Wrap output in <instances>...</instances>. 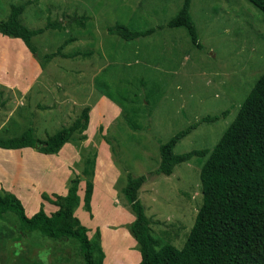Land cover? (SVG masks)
Instances as JSON below:
<instances>
[{"label":"rangeland","instance_id":"1","mask_svg":"<svg viewBox=\"0 0 264 264\" xmlns=\"http://www.w3.org/2000/svg\"><path fill=\"white\" fill-rule=\"evenodd\" d=\"M182 2L0 0V20L7 19L12 6L23 5L19 18L29 29L88 17L84 29L48 30L32 38L36 54L20 40L0 35V137H16L31 128L35 139L45 140L90 109L86 131L57 154L0 149V193L19 197L27 213L42 207L50 215L58 209L55 196L66 195L69 181L78 177L74 216L101 248L103 264L140 261L127 229L135 215L122 193L128 174L146 178L138 198L152 237L182 247L201 205V164L194 157L170 176L156 174L159 146L200 119L227 112L214 123H201L173 151L211 149L264 71L262 12L247 0H191L189 14L202 45L197 49L184 28H158L178 13ZM115 24L155 32L124 41L108 33ZM69 37L74 39L63 53L92 55L42 61ZM98 83L107 84L115 99L127 96L124 103L133 109L139 131L129 128L131 113L126 116ZM87 161L94 162L90 213L83 203ZM77 247L72 239L21 233L13 213L0 219V264H81Z\"/></svg>","mask_w":264,"mask_h":264},{"label":"trees","instance_id":"2","mask_svg":"<svg viewBox=\"0 0 264 264\" xmlns=\"http://www.w3.org/2000/svg\"><path fill=\"white\" fill-rule=\"evenodd\" d=\"M247 1L264 14V0ZM190 2L191 0H183L178 13L165 26L158 28H184L192 45L202 49L189 14ZM23 11V5L11 7L7 19L0 20V35L20 40L32 54H36L32 38L48 30L61 31L72 26L84 29L88 21L85 15L72 16L64 21H48L42 28L29 29L20 21ZM154 32L155 29L138 31L122 24L108 28L109 34L124 41L147 37ZM73 39L67 38L55 52L45 54L42 61L48 62L54 57L74 59L92 55L91 51L63 53L64 47ZM42 61H39L41 65ZM98 87L126 116L131 113V116H127V125L131 130L139 131L140 126L133 120L135 113L132 108L127 107V96H121L118 100L108 91L107 84L98 83ZM89 110L88 107L84 108L70 125L49 135L45 140L35 139L31 128L16 137H0V149L34 148L45 155L57 154L75 135L86 131ZM226 114L227 112H223L220 116L204 117L159 146L160 162L156 174L170 176L177 165L187 163L194 157L201 164V205L181 248L171 244L168 239L165 244H160L152 237L145 208L138 198V191L146 178L127 175L122 193L135 215L127 229L138 245V264H264V71L242 101L233 121L211 149L192 150L183 154H175L173 151L176 144L201 123H214ZM80 139H85V136L82 135ZM83 174L87 177L83 196L84 209L90 213L94 187L93 161H87ZM79 183L78 177L72 178L66 195L55 196L58 209L50 215L40 207L28 217L16 195L10 192L0 193V219L6 213H13L19 221L21 233L26 235L37 232L56 240L72 239L78 245L81 264H103L104 254L101 248L89 239L86 227L74 216L79 205Z\"/></svg>","mask_w":264,"mask_h":264},{"label":"crops","instance_id":"3","mask_svg":"<svg viewBox=\"0 0 264 264\" xmlns=\"http://www.w3.org/2000/svg\"><path fill=\"white\" fill-rule=\"evenodd\" d=\"M2 36V35H1ZM97 176V175H96ZM95 176V179H94V183H95V180H96V177ZM94 186H95V184H94ZM94 192H95V188H94V190H93V194H92V199L91 200H93V198H94ZM65 195V193L62 195V196H64ZM19 198V197H18ZM80 200V199H79ZM29 211H31L30 213L28 212L27 213V211H26V215L28 216V217H31L34 213H36L37 212V209H29Z\"/></svg>","mask_w":264,"mask_h":264}]
</instances>
